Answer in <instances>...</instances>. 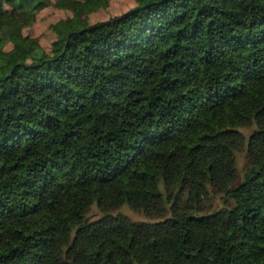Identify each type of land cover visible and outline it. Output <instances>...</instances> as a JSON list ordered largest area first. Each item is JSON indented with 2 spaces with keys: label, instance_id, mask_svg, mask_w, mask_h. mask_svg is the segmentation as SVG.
I'll return each mask as SVG.
<instances>
[{
  "label": "trees",
  "instance_id": "1",
  "mask_svg": "<svg viewBox=\"0 0 264 264\" xmlns=\"http://www.w3.org/2000/svg\"><path fill=\"white\" fill-rule=\"evenodd\" d=\"M109 1L0 0V264H264V0Z\"/></svg>",
  "mask_w": 264,
  "mask_h": 264
},
{
  "label": "rangeland",
  "instance_id": "2",
  "mask_svg": "<svg viewBox=\"0 0 264 264\" xmlns=\"http://www.w3.org/2000/svg\"><path fill=\"white\" fill-rule=\"evenodd\" d=\"M135 6L134 0H110L106 8L98 9L95 12H92L87 21L90 24L108 20L111 17L118 16L126 11L132 9ZM72 16V13L69 11L59 10L52 8L51 6L46 7L41 10L36 16L35 22L28 28L24 29V34H27L30 37L37 38L40 46L48 51L52 41L55 38L54 33L49 29V26L53 23H56L66 17ZM10 47L7 46L6 49ZM253 129L246 128L244 133L249 135ZM247 162V157L244 151L240 152L237 156V166L241 170ZM122 213L129 217L134 222H144L148 218L139 212H135L128 206H122L117 213ZM94 217L98 214L97 209L93 208ZM116 214V212H114Z\"/></svg>",
  "mask_w": 264,
  "mask_h": 264
},
{
  "label": "water",
  "instance_id": "3",
  "mask_svg": "<svg viewBox=\"0 0 264 264\" xmlns=\"http://www.w3.org/2000/svg\"><path fill=\"white\" fill-rule=\"evenodd\" d=\"M69 264H74V262L73 261H70Z\"/></svg>",
  "mask_w": 264,
  "mask_h": 264
}]
</instances>
